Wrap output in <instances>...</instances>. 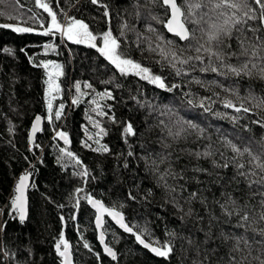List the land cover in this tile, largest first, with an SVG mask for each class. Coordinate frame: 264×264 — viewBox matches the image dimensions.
Returning a JSON list of instances; mask_svg holds the SVG:
<instances>
[{"label":"trees","instance_id":"16d2710c","mask_svg":"<svg viewBox=\"0 0 264 264\" xmlns=\"http://www.w3.org/2000/svg\"><path fill=\"white\" fill-rule=\"evenodd\" d=\"M57 2L60 7L56 11L61 14V18H63L62 11L67 12L68 16H75L87 22L97 34L108 27L102 18L103 9L91 4L90 0H57ZM104 3L109 6L112 17L111 27L115 35H119L123 23L140 32H145L149 23L158 30L162 29V25L152 20L151 16H163V11L158 5L148 3V0H104ZM0 11L11 12L12 15L20 17L19 20H10L7 15L0 16V23H20L22 26L24 19L34 12H41L46 16L42 10L35 8L33 0H5V3L0 4ZM127 38L129 41L135 39V33L128 31ZM167 38L175 39L169 33ZM49 43L56 47V52L48 50L45 53L44 45ZM184 43L186 42H180L181 45ZM4 47L12 49L15 55L0 51V208H4L5 212L0 216V223L8 221L6 230L0 233V245L10 253H15L16 260L5 261L0 257V264H16L17 260L21 264L25 261L27 264H59L53 244L54 238L62 229L60 216L65 217V235L74 246V264H98L95 255L82 247L81 235L96 252L101 253L99 264H193L194 260H204V264H227L230 242L218 238L221 230L259 239L250 230L245 233L243 229L211 220L210 213L219 216V204L214 201L222 202L225 199L222 193L231 194L240 204L245 202L255 204L259 201L260 197L253 195L257 185L249 188L242 177L232 179L236 172L235 167L232 165L226 169L214 167L213 160L223 164L224 161L219 153L224 152L225 156L232 155L231 151L222 144L221 134L238 145L242 140L250 139L253 141V147L258 149V142L264 141V128L252 121L264 118V109H253L249 114L235 113L231 109L223 108L217 102L212 105V111L205 112L199 107L188 105V97L183 93L191 92L196 99L212 96L214 93H218L220 97L228 95L219 87L206 89L194 82L189 83L193 77H196L201 80L216 79L224 87H236L241 96L251 91L254 95L264 98V80L256 77L224 79L212 73H200L198 70L186 77H175L167 67L161 71L160 65L155 63L159 57L147 52L143 54L136 52V59L151 66L158 74L167 76V82L177 83L180 87L166 92L136 77L123 78L117 73L116 82L122 86L115 88L114 85L101 83L113 76L111 66L107 65L95 49L85 45L61 43L59 38L52 39L34 33L17 34L9 29H0V49ZM30 56L38 61L52 60L63 65L65 76L60 83L64 89L65 110L64 116L56 122V126L69 134L70 149L90 171L88 182L83 184V187L107 206L116 202L124 203L126 207L120 210L126 218L132 223H148L155 236L161 241L168 239L165 235V227L174 231L176 237L173 240V254L169 260L154 256L137 244L134 237L123 233L107 217L105 218L108 221L105 224V228L108 229L106 242L118 253V259L112 261L111 258L103 255L95 230L94 211L84 201L81 202L77 218L69 220L75 211L70 194L75 188L82 186V181L72 174L76 169L71 166L64 169L57 162L56 145H64L61 141L53 140L52 128L46 121L43 123L44 131L36 136V143L40 144L41 148L37 149L33 146L32 151H29L28 136L32 121L37 114L42 117L46 115L45 72L42 68L32 66L29 62ZM76 81L90 82L97 91L110 88L116 97L115 101L104 102L111 105L110 115L114 114L118 121L115 124L107 118L102 121V125L107 129V135L103 137L101 143L108 146L110 149L108 153H97L82 147V142L86 138L84 128L90 133L96 131L89 123L88 116L91 115L93 119L100 118L90 111L92 106L88 100L92 98L91 96L79 106L71 105L69 90ZM133 96L137 99H132ZM137 100L140 103H137ZM60 102L61 100L57 99L54 105ZM148 103L159 106V109L149 108ZM165 105L174 108L176 116L185 120L190 119L205 128L204 136L197 139L193 133L187 135L186 139L174 142L167 135V129L159 124L160 120L170 123L176 119V116L160 115V109ZM216 112L228 113V115L217 116ZM232 116H239L240 119L233 122L230 119ZM126 123L133 125L137 135L122 137V128ZM12 126H14V135L8 132V128ZM209 144L214 151H218L208 158L197 159L189 155L188 151H182L202 152ZM129 151L133 153L132 156L127 155ZM160 153L169 156V161L159 165L160 172H163L171 162L173 171L184 177V179L168 177L167 183L183 185L185 190L181 191L177 187L176 192L169 194L157 183L159 173L146 167L145 157L150 162L152 159H159ZM125 163L127 167L124 166ZM196 167L207 171L194 172L193 169ZM25 171L32 173L34 187L28 191V217L23 224H20L18 220H11L8 217V209L5 206L9 203L18 177ZM129 192L136 196V200L128 199ZM190 192H197V199L191 203L193 215L185 217L171 201L173 197L178 198L179 203L187 211L189 205L185 203V199ZM201 196L205 198L203 204L200 202ZM61 204L64 207L58 208L57 205ZM209 231L211 238L205 243V233ZM189 239L192 244H189ZM257 247L254 245L253 255L258 254L255 251ZM235 255L239 257V253ZM205 256H207L206 260Z\"/></svg>","mask_w":264,"mask_h":264},{"label":"snow or ice","instance_id":"6c2138e0","mask_svg":"<svg viewBox=\"0 0 264 264\" xmlns=\"http://www.w3.org/2000/svg\"><path fill=\"white\" fill-rule=\"evenodd\" d=\"M33 2L35 8L42 10V13H45L46 16L42 15L41 12H34L24 19V26L20 23H0V29H9L17 34L34 33L52 39L59 38L61 43L85 45L88 48L95 49L99 56L107 62V65L111 66L113 71V76L101 81L103 84L120 88L122 85L117 83L115 78L118 73L120 77L133 76L166 92H171L180 87L177 83L167 82V76L158 74L151 66L145 65L141 60L136 59V52L141 54L147 52L150 55L159 57L155 63L160 65L161 71L167 67L174 73L175 77H186L191 72L198 70L200 73H212L224 79L230 77L239 79L256 77L264 80V0H148V3L158 5L163 11V16H151L152 20L162 25V29L158 30L149 23L146 25L145 32H140L134 27L130 28L127 23H123L119 35L114 34L111 27L110 9L108 4L104 3V0H90L91 4L103 9L102 18L108 25L106 30L99 34L95 33L87 22L75 16H68L67 12L62 11L63 18H61V14L56 11L60 7L57 0H33ZM3 3H5V0H0V4ZM5 15L10 20L20 19V17L12 15L11 12L0 11V16ZM137 16H139V12H137ZM29 21H31V24H29ZM128 31L135 33V39L128 40ZM167 33L172 34L175 39H168ZM181 41L186 43L181 45ZM44 49L45 53L48 50L56 52V47L51 43L44 45ZM0 51L8 55H15L13 50L8 47H4ZM21 51L25 50L21 49ZM25 55H27L26 52ZM29 62L33 67L42 68L46 77L44 80L46 115L44 117L40 115L34 117L28 136L29 151H32L33 146L37 149L41 148L40 144L36 143V136L37 133L44 131L42 125L46 121L54 133L53 140L61 141L64 145H56L58 151L57 162L64 169L69 166L76 169L72 174L78 176L82 181V186L75 188L74 192L70 194V199L74 201L73 208L75 211L69 217V220L77 218L81 202L84 201L94 210V225L98 233L99 245L103 248V255L110 257L112 261L118 259V253L106 242L108 229L105 228V224L108 221L105 217H107L123 233L134 237L137 244L147 249L154 256L169 260L173 254V240L176 237L174 231L165 227V235L168 239L161 241L155 236L148 223H132L126 218L120 210L126 207L124 203L116 202L111 206H106L103 201L94 198L83 187V184L88 182L90 171L78 155L70 149L69 134L56 126V122L64 116L65 110V103L63 102L64 89L60 83V80L65 76L63 65L52 60L38 61L31 56ZM191 82L206 89L213 86L219 87L225 93H228L225 97H220L218 93H214L212 96L198 99L193 98L191 92L183 93L185 97H188V105L199 107L205 112L212 111V105L217 102L223 108L231 109L235 113L249 114L252 113L253 109H264V98L254 95L251 91L241 96L238 88L224 87L216 79L201 80L193 77L189 83ZM69 92L72 106H79L86 98L91 96L92 98L88 100V103L92 106L90 111L100 118L93 119L91 115L88 116L89 123L96 131L90 133L87 128H84L86 138L82 142V147L97 153H108L110 151L108 146L101 143L103 137L107 135V129L102 125V121L107 118L113 124L118 123L114 114L110 115L111 105L104 103L108 100L115 101L116 97L113 95V91L110 88L97 91L90 82L76 81ZM57 99H60L61 102L54 105ZM132 99L136 100L137 98L133 96ZM137 103H140V101L137 100ZM148 107L154 110L159 109V106L151 103H148ZM215 114L222 117L228 115V113L221 112ZM160 115L171 117L176 116V112L174 108L165 105L163 109H160ZM230 119L236 122L240 117L232 116ZM252 123L264 128V118L253 120ZM159 124L167 129V135L174 142L186 139L187 135L193 133L199 139L204 136L206 131L205 128L200 127L192 120H185L179 116H176V119L170 123L160 120ZM8 132L10 135H14V126L9 127ZM121 135L126 138L137 135V132L131 123H126L123 125ZM89 141L92 143H89ZM221 142L226 149L231 151L232 155L225 156L224 152H220V157L224 163L219 164L213 160V166L225 169L230 165L234 166L236 172L232 179L242 177L249 188L257 185L258 187L253 195H258L260 199L255 204L248 202L240 204L231 194L222 193L225 199L222 202L219 200L214 201L219 204L220 214L216 216L210 213L211 220H216L222 225H230L236 229H243L245 233L250 230L255 236L259 237V239L249 238L244 234L221 230L218 238L224 242H230V254L227 264H253V262L264 264V141L258 142L259 148L256 149L250 139L242 140L241 144L238 145L221 134ZM9 143L12 142L9 141ZM125 143H127V139H125ZM165 147H171V145H165ZM182 151H188L189 155L200 159L211 157L218 150L214 151L211 144H209L202 152ZM127 155L132 156L133 153L129 151ZM159 157V159H152L150 162L145 157L146 167H150L153 172L159 173L157 183L163 186L169 194L176 192L177 187L181 191L185 190L183 185L177 186L167 183L168 177H179L180 179H184V177L173 171L171 162L163 172H160L159 165L169 161V156L160 153ZM124 166L127 167V163ZM193 171L206 172L207 170L196 167ZM31 176V172L25 171L18 177L9 203L5 206L8 209V217L11 220H18L20 224H23L28 217L27 194L30 188L34 187V184L30 183ZM149 195H151V192H149ZM128 199L134 201L136 196L129 192ZM196 199L197 192L188 194L185 199V203L189 205L187 211L179 203L178 198L173 197L171 202L175 208L184 213L185 217H191L193 215L191 203ZM200 202L203 204L205 198L201 196ZM57 207L63 208L64 205H57ZM4 214V208H0V216ZM233 218H235V223H233ZM60 220L62 229L58 236L54 238L53 250L59 258V264H74V246L66 238L64 231L65 217L60 216ZM7 223V220L0 223V233L6 230ZM113 236H115V233H113ZM205 237L206 243L211 238V232H206ZM80 241L84 249L95 255L99 264L101 253L96 252L83 235L80 236ZM188 242L192 244L190 239ZM254 245L258 246L255 249L257 255H253ZM236 253H239V257L235 255ZM29 255H31V250H29ZM0 257L5 261L9 259L16 260L15 253H10L2 245H0ZM206 259L207 256H205ZM16 264H21V262L17 260ZM24 264H27V261ZM193 264H204V260H194Z\"/></svg>","mask_w":264,"mask_h":264},{"label":"water","instance_id":"95a60500","mask_svg":"<svg viewBox=\"0 0 264 264\" xmlns=\"http://www.w3.org/2000/svg\"><path fill=\"white\" fill-rule=\"evenodd\" d=\"M170 34V33H169ZM172 35V34H171ZM37 115H40V114H37ZM41 116V115H40ZM34 120V119H33ZM33 122V121H32ZM42 127H43V125H42ZM38 134V133H37ZM30 183H32V176L30 177ZM28 195V194H27ZM95 198V197H94ZM97 199V198H96ZM102 201V200H101ZM106 205V204H105ZM107 206V205H106ZM90 207V206H89ZM91 208V207H90ZM93 210V209H92ZM94 211V210H93ZM106 218V217H105ZM113 223V222H112ZM114 224V223H113ZM115 225V224H114ZM97 232V231H96ZM97 235H98V233H97ZM101 248H102V246H101ZM115 250V249H114ZM102 251H103V248H102ZM110 258V257H109Z\"/></svg>","mask_w":264,"mask_h":264},{"label":"rangeland","instance_id":"374dc122","mask_svg":"<svg viewBox=\"0 0 264 264\" xmlns=\"http://www.w3.org/2000/svg\"><path fill=\"white\" fill-rule=\"evenodd\" d=\"M53 135H54V133H53Z\"/></svg>","mask_w":264,"mask_h":264}]
</instances>
